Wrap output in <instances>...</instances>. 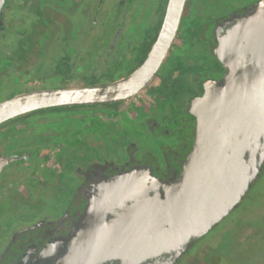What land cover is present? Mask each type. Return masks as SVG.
I'll return each mask as SVG.
<instances>
[{
    "label": "flooded vegetation",
    "instance_id": "af4514ba",
    "mask_svg": "<svg viewBox=\"0 0 264 264\" xmlns=\"http://www.w3.org/2000/svg\"><path fill=\"white\" fill-rule=\"evenodd\" d=\"M170 1L0 0V103L74 95L0 126V264H241L264 246L263 171L202 235L139 262L91 251L102 230L128 229L135 210L177 188L197 145L192 103L230 70L219 41L261 0H185L137 92L78 102L77 91L118 84L150 60Z\"/></svg>",
    "mask_w": 264,
    "mask_h": 264
},
{
    "label": "water",
    "instance_id": "95a60500",
    "mask_svg": "<svg viewBox=\"0 0 264 264\" xmlns=\"http://www.w3.org/2000/svg\"><path fill=\"white\" fill-rule=\"evenodd\" d=\"M184 2L170 1L150 60L138 72L112 86L77 91L78 102H113L137 92L153 76L174 39ZM217 53L230 70L192 103L197 145L181 182L172 195L135 210L128 229L102 230L91 249L99 259L139 262L208 232L240 204L264 171V0L220 39ZM62 97L68 100L74 95L42 92L0 103V126ZM81 250L85 254L84 247Z\"/></svg>",
    "mask_w": 264,
    "mask_h": 264
},
{
    "label": "rangeland",
    "instance_id": "374dc122",
    "mask_svg": "<svg viewBox=\"0 0 264 264\" xmlns=\"http://www.w3.org/2000/svg\"><path fill=\"white\" fill-rule=\"evenodd\" d=\"M4 97L3 94H0V99ZM261 181V180H260ZM258 183L259 187L258 188H262L263 183L260 182ZM258 189L256 187L253 188V190L249 193V195H257ZM259 193V192H258ZM246 205H242L243 207H241V210L244 208H248V206L250 205V200L246 202H244ZM243 203V204H244ZM239 210V211H241ZM235 217V216H233ZM232 217V218H233ZM254 258V259H253ZM241 264H264V246L263 247H258V254H256L254 257L249 258V257H243V259L241 260Z\"/></svg>",
    "mask_w": 264,
    "mask_h": 264
}]
</instances>
